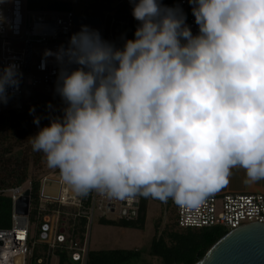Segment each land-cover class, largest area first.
<instances>
[{
  "label": "clouds",
  "instance_id": "obj_1",
  "mask_svg": "<svg viewBox=\"0 0 264 264\" xmlns=\"http://www.w3.org/2000/svg\"><path fill=\"white\" fill-rule=\"evenodd\" d=\"M131 2L139 26L122 48L82 25L67 47L45 50L41 68L55 58L65 106L32 150L85 197L197 209L234 168L264 180V0H189L196 35L182 9ZM22 80L18 64L0 67V104Z\"/></svg>",
  "mask_w": 264,
  "mask_h": 264
},
{
  "label": "built area",
  "instance_id": "obj_2",
  "mask_svg": "<svg viewBox=\"0 0 264 264\" xmlns=\"http://www.w3.org/2000/svg\"><path fill=\"white\" fill-rule=\"evenodd\" d=\"M178 1V8L186 16V24L194 35L198 34L199 26L195 22L189 0ZM75 24L73 12H34L28 10L27 0H0V67L16 63L23 72L19 90L13 94V90L9 89V102L0 104L1 108L24 111L27 107L26 92L39 87L52 90L55 96H59L56 83L60 66L54 57H48L46 67L42 69L43 58L34 59V45L45 46L53 52L61 45L67 47L71 35L75 33ZM108 32L104 31L101 36L114 44L112 30ZM49 182H56L60 186L55 198L43 196L44 185ZM27 190L32 193L31 182L3 191L11 198L13 208L11 227L0 230V264H26L28 256L33 255L30 250L33 234L31 204L28 216L16 213V203ZM168 202L161 201L166 207ZM140 204V197L122 201L96 191L86 197L80 196L63 182L60 174L44 176L40 180L37 206L40 222L38 234L44 246V255L66 254L74 264H87L91 227L95 219L117 217L119 220H135ZM176 211L181 229L221 228L230 233L249 224L264 225V195H211L197 209L177 205ZM80 222L85 224L83 231ZM44 263V259L37 260V264Z\"/></svg>",
  "mask_w": 264,
  "mask_h": 264
},
{
  "label": "rangeland",
  "instance_id": "obj_3",
  "mask_svg": "<svg viewBox=\"0 0 264 264\" xmlns=\"http://www.w3.org/2000/svg\"><path fill=\"white\" fill-rule=\"evenodd\" d=\"M29 2V0H27ZM58 2L67 3L71 6V11L76 17L75 33L80 31L82 25H88L90 28L103 32L112 30L115 46L122 48L128 40V31L134 17L133 3L131 0H56ZM28 8V6H27ZM29 11H33L29 9ZM35 12V11H34ZM109 33V32H108ZM20 47V45H18ZM47 50L45 46L34 45V59L44 57V52ZM53 58V57H51ZM26 109L19 112L25 116L30 122V128L33 129L35 136L40 128L48 126L43 123L42 117L44 110L50 108L49 104L56 106L63 102L61 97L55 96L52 90L44 87L34 89L32 92H26ZM35 108L36 116L41 117L39 127L33 122L34 115L30 114V109ZM11 111L0 107V122L12 124ZM44 126H43V125ZM5 127V126H4ZM8 128L5 127V133L8 134ZM9 135L11 133L9 132ZM32 136V137H33ZM1 143V142H0ZM2 148L10 146L11 152L2 154L0 151V180L6 176L5 169L6 160L10 163L16 161H26L28 166V182H37L46 175L59 174L57 169L47 167L43 153L34 152L31 146V140L23 145H17L14 138L8 142L0 144ZM1 150V149H0ZM11 168V167H10ZM28 188V185H26ZM166 206L155 200H150L147 209V220L144 229H133L122 226H111L101 223L99 219H95L91 227L90 249L92 251H127L136 254L134 264H165L164 261L153 254V242L156 234L161 236V233L166 231H174L183 233L185 230H175L173 227V217L168 214ZM167 216L165 217V214ZM109 221H120L117 217H109ZM31 222V221H30ZM32 225V240L30 250L32 256H28L26 264H37V260L44 253V246L39 240L38 222L31 223ZM171 226V227H170ZM224 231L221 228H217ZM126 233V234H125ZM125 234V235H124ZM63 255V254H62ZM57 256V255H56ZM58 257V256H57ZM52 264H57V258H52ZM60 264V263H59ZM69 264H74L69 260Z\"/></svg>",
  "mask_w": 264,
  "mask_h": 264
},
{
  "label": "trees",
  "instance_id": "obj_4",
  "mask_svg": "<svg viewBox=\"0 0 264 264\" xmlns=\"http://www.w3.org/2000/svg\"><path fill=\"white\" fill-rule=\"evenodd\" d=\"M160 2L169 8H178V0H160ZM27 6L33 11H53V12H72L71 6L67 3L58 2L56 0H29ZM139 26V21L135 18L130 24L128 31V38L134 39V34ZM64 102L58 103L56 106L46 108L42 112L43 123L50 124V117L62 116L64 108ZM11 111L12 124L0 122V144L8 142L14 138L17 145H23L30 141L33 136V129L30 128L29 120L20 115L19 112L14 110ZM43 125V124H42ZM8 128V134L5 133V127ZM44 126V125H43ZM9 132L11 135H9ZM2 154L5 152H11L10 146L8 148H2L0 146ZM7 164L5 169L6 176L0 180V230H6L11 227V216H12V201L3 191L23 186L27 183L28 166L25 161H16L13 164L10 160H6ZM11 167V168H10ZM39 192H40V180L32 183L31 193V223L40 222L37 217V206L39 204ZM151 197L145 198L140 196L141 204L138 211V216L135 220L126 221L120 220L115 221H103L102 223L111 226H122L133 229H144L147 217V206L148 201ZM153 199V198H152ZM158 200V199H156ZM167 209L170 211L173 217V227L175 230H185L183 233L174 231H164L160 237H156L153 242L152 252L155 256L160 257L165 264H196L198 263L206 253L225 235L228 233L217 228L213 229H181L178 225L177 218V205L172 199H169ZM168 211V214H169ZM81 231L84 230V222H80ZM171 227V226H170ZM136 254L127 251H91L88 256L87 264H134ZM45 257V256H40ZM38 258V259H39ZM70 256L63 254L60 256V264H69Z\"/></svg>",
  "mask_w": 264,
  "mask_h": 264
},
{
  "label": "water",
  "instance_id": "obj_5",
  "mask_svg": "<svg viewBox=\"0 0 264 264\" xmlns=\"http://www.w3.org/2000/svg\"><path fill=\"white\" fill-rule=\"evenodd\" d=\"M56 182L44 185L43 196L57 197ZM31 191L27 190L16 203V213L28 216ZM196 264H264V225L249 224L221 238Z\"/></svg>",
  "mask_w": 264,
  "mask_h": 264
},
{
  "label": "crops",
  "instance_id": "obj_6",
  "mask_svg": "<svg viewBox=\"0 0 264 264\" xmlns=\"http://www.w3.org/2000/svg\"><path fill=\"white\" fill-rule=\"evenodd\" d=\"M246 181H247L246 171L243 168H234L232 170V175L230 176L228 183L223 185L218 191H216L212 195L213 196L255 195V194L264 195V180H260V181H256V182H246ZM150 200H155L156 202L161 203L160 200H156V199H152V198H150L149 201ZM149 201H148V205H149ZM161 204H163V203H161ZM147 209H148V206H147ZM166 216H167V213L165 214V217ZM146 220H147V217H146ZM99 221L102 223L103 221H109V220L108 219H99ZM145 226H146V222H145ZM37 230L39 231V227ZM161 235H162V233H161ZM156 237H159L158 233L156 234ZM91 251L92 250L90 249V252ZM118 251H120V250H118ZM42 255L45 256L44 253H42ZM53 257L54 256H49V257L45 256V257H41L39 259H44V262H45L44 264H52V258ZM55 257L57 258V264H59L60 263V256H58V257L55 256Z\"/></svg>",
  "mask_w": 264,
  "mask_h": 264
}]
</instances>
